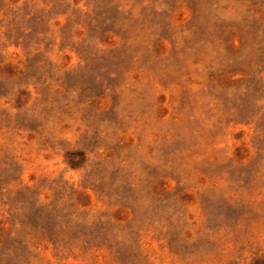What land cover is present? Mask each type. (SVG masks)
Listing matches in <instances>:
<instances>
[{
	"label": "rangeland",
	"instance_id": "1",
	"mask_svg": "<svg viewBox=\"0 0 264 264\" xmlns=\"http://www.w3.org/2000/svg\"><path fill=\"white\" fill-rule=\"evenodd\" d=\"M0 264H264V0H0Z\"/></svg>",
	"mask_w": 264,
	"mask_h": 264
}]
</instances>
